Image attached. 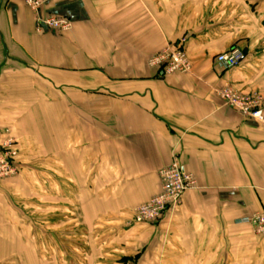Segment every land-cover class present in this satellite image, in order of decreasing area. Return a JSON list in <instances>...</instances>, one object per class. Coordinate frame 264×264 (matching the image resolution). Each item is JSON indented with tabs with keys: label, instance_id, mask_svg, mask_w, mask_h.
Listing matches in <instances>:
<instances>
[{
	"label": "crops",
	"instance_id": "0c3cea01",
	"mask_svg": "<svg viewBox=\"0 0 264 264\" xmlns=\"http://www.w3.org/2000/svg\"><path fill=\"white\" fill-rule=\"evenodd\" d=\"M69 32L36 29L0 0V264H264V122L225 104L264 102V0H44ZM185 39L192 72L149 64ZM234 48L246 61L224 69ZM177 157L196 187L153 225L134 211Z\"/></svg>",
	"mask_w": 264,
	"mask_h": 264
},
{
	"label": "built area",
	"instance_id": "2783aa9c",
	"mask_svg": "<svg viewBox=\"0 0 264 264\" xmlns=\"http://www.w3.org/2000/svg\"><path fill=\"white\" fill-rule=\"evenodd\" d=\"M24 4L36 15V29L69 32L73 28L72 20L57 17L52 14H42L44 0H23ZM186 41L167 45L161 52L154 55L149 64L158 68L163 76L175 73L188 74L192 72V63L185 49ZM246 61L245 53L234 48L217 57V62L224 69H237ZM220 97L230 108L236 109L246 118L264 122V102L258 95H244L230 85H225L219 91ZM19 151L15 141L8 140L0 153V180L10 179L20 174L18 164ZM161 191L147 203L134 211L133 222L137 225H153L163 216L176 210L182 202L186 191L196 187L194 177L188 173L177 157L169 166L160 172ZM239 223L252 226L258 234H264V212L257 213L239 220Z\"/></svg>",
	"mask_w": 264,
	"mask_h": 264
},
{
	"label": "rangeland",
	"instance_id": "374dc122",
	"mask_svg": "<svg viewBox=\"0 0 264 264\" xmlns=\"http://www.w3.org/2000/svg\"><path fill=\"white\" fill-rule=\"evenodd\" d=\"M15 145H16V142H15Z\"/></svg>",
	"mask_w": 264,
	"mask_h": 264
},
{
	"label": "trees",
	"instance_id": "16d2710c",
	"mask_svg": "<svg viewBox=\"0 0 264 264\" xmlns=\"http://www.w3.org/2000/svg\"><path fill=\"white\" fill-rule=\"evenodd\" d=\"M244 52V51H243Z\"/></svg>",
	"mask_w": 264,
	"mask_h": 264
}]
</instances>
